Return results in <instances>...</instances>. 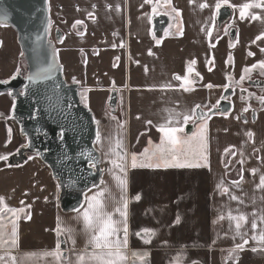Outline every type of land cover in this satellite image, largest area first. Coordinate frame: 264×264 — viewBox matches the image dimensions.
<instances>
[{
	"label": "crops",
	"instance_id": "obj_1",
	"mask_svg": "<svg viewBox=\"0 0 264 264\" xmlns=\"http://www.w3.org/2000/svg\"><path fill=\"white\" fill-rule=\"evenodd\" d=\"M222 5L231 14L218 25ZM48 8L62 34L54 40L63 76L94 114L106 168L78 209L62 211L43 161L7 162L23 139L13 100L0 93V264H264V82H249L264 81V0H48ZM159 13L169 22L158 38ZM20 52L15 29L0 23V79L24 73ZM229 84L230 111L193 122L188 139L202 137V157L174 159L185 124ZM159 144L160 154L150 149Z\"/></svg>",
	"mask_w": 264,
	"mask_h": 264
},
{
	"label": "water",
	"instance_id": "obj_2",
	"mask_svg": "<svg viewBox=\"0 0 264 264\" xmlns=\"http://www.w3.org/2000/svg\"><path fill=\"white\" fill-rule=\"evenodd\" d=\"M230 14L229 6H220L217 24L228 21ZM0 22L15 29L20 56L26 64L24 73L20 69L11 77L0 79V93L7 92L12 98L10 117L18 124L23 139L5 158L11 165H21L30 155H36L58 183L60 209L76 210L82 205L84 194L99 184L106 165L95 147L94 114L83 103L78 83L63 76L55 49L61 31L55 28V40L51 38L48 0H0ZM168 22L164 13L153 16L155 37L162 36ZM249 82L263 85L264 81L255 78ZM233 92L229 84L216 106L198 107L195 119L185 124L184 131L190 133L193 122L206 115L230 111L232 103L228 98ZM117 101V90L112 89L107 102L112 111Z\"/></svg>",
	"mask_w": 264,
	"mask_h": 264
},
{
	"label": "rangeland",
	"instance_id": "obj_3",
	"mask_svg": "<svg viewBox=\"0 0 264 264\" xmlns=\"http://www.w3.org/2000/svg\"><path fill=\"white\" fill-rule=\"evenodd\" d=\"M1 23V22H0ZM2 24V23H1ZM4 24V23H3ZM54 25H52V30L54 29ZM51 38L54 40V35H53V31L51 32ZM21 54V52H20ZM22 65L23 67L26 69V64L24 61H22ZM84 103V101H83ZM15 122V120H14ZM16 123V122H15ZM17 124V123H16ZM18 125V124H17ZM193 133V132H192ZM186 136H180L176 141H174L172 148L177 151L178 156L177 158H174L176 160H186V161H192V160H198L202 157V151H203V147H204V143H203V139L201 137L200 139H188V137H191V133L188 135L186 134ZM196 135V132L195 134ZM122 137V133H117L116 136H114L113 140L116 142H119V140ZM97 138V136H96ZM95 138V144L97 139ZM159 144L158 146H152L150 145V149L154 150L155 152H157L158 154H160L159 150L162 149L164 147V145ZM98 148V147H97ZM193 153V156H189V154ZM160 160H165L166 158H159ZM173 159V158H169Z\"/></svg>",
	"mask_w": 264,
	"mask_h": 264
},
{
	"label": "trees",
	"instance_id": "obj_4",
	"mask_svg": "<svg viewBox=\"0 0 264 264\" xmlns=\"http://www.w3.org/2000/svg\"><path fill=\"white\" fill-rule=\"evenodd\" d=\"M20 58L22 59V57L20 56ZM23 60V59H22ZM24 61V60H23ZM25 62V61H24ZM26 66V65H25ZM24 72H25V70H24ZM82 99V98H81Z\"/></svg>",
	"mask_w": 264,
	"mask_h": 264
}]
</instances>
